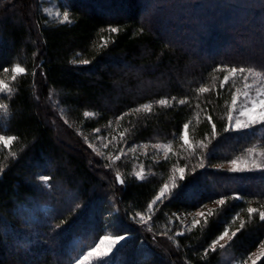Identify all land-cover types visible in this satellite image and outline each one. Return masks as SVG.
I'll use <instances>...</instances> for the list:
<instances>
[{"label":"trees","instance_id":"trees-1","mask_svg":"<svg viewBox=\"0 0 264 264\" xmlns=\"http://www.w3.org/2000/svg\"><path fill=\"white\" fill-rule=\"evenodd\" d=\"M54 1L71 23L46 19L41 5L47 0H0V69L19 63L27 70L16 81L11 71H0L13 90L0 96L9 105L6 115L0 113V134L17 137L10 146L14 157L0 146V264H75L98 236L117 229L131 238L113 253L112 264H233L255 252L264 242V221L256 213L249 219L247 208L264 211V171L215 167L264 147V127L224 131L239 87L230 78L221 88L227 71L214 70L264 71V0ZM110 27L119 31L109 33ZM36 82L42 101L52 93L64 109L77 148L60 140ZM201 86L212 90L198 93ZM173 96L188 103L157 104ZM145 103L153 104L151 113L132 111ZM208 115L216 124L210 142ZM186 122L190 141L208 144L196 149L205 157L203 168L194 167L198 161L177 139ZM115 125L128 146L167 142L175 154L144 180L125 162L106 167L76 129L91 133ZM185 165L184 179L148 223L132 220L146 212L173 167ZM41 175L52 178L48 186ZM237 194L240 200L228 198ZM221 198L223 205L214 203ZM203 205L215 214L183 228L179 220ZM241 222L244 228L227 245L210 250L226 228L234 232Z\"/></svg>","mask_w":264,"mask_h":264},{"label":"snow or ice","instance_id":"snow-or-ice-1","mask_svg":"<svg viewBox=\"0 0 264 264\" xmlns=\"http://www.w3.org/2000/svg\"><path fill=\"white\" fill-rule=\"evenodd\" d=\"M55 17L58 18V22L63 24L65 22L71 23L70 15L68 11H64L61 17V13L59 11L55 12ZM109 33H117L119 31L116 27H110L107 29ZM107 43L106 41L104 42ZM81 63L88 64V60H82ZM227 71V74L223 77V80L221 81L220 87L223 88L224 85L228 84L230 78L231 79H240L243 82V89L241 88H235V90L232 92L231 97V103L228 106V112L226 116L227 123L224 127L225 132L234 131L238 132L244 129H251L256 127L257 125H264V71L258 70L254 67H245V66H232L230 68H227L226 66L217 67L214 71ZM3 73H8L11 71V80L16 81L17 77L20 75H27V70L25 67H22L19 63H16L13 67L10 69L8 67H4L0 69ZM32 75H35L33 72ZM251 78V82L250 81ZM214 87V86H213ZM209 87L201 86L197 89L198 93H207L211 91ZM12 88L9 86V84L5 83L4 80H0V93H7L10 97L12 93ZM254 93V94H253ZM188 103L187 98L183 99H177V97H164L157 101V104L160 106H173L175 105H184ZM239 103V107H237ZM153 104L152 103H145L142 106H138L132 111L135 112H141L145 111L148 113H151ZM9 112V105L7 103H4L3 100H0V113L7 114ZM93 113L90 111H86L84 113V116H92ZM125 114H121L117 119L123 120ZM207 120L209 124L211 125V136L206 137L205 139L210 142L211 139H214L216 136V124L212 123V117L211 115H208ZM197 119L199 117L197 116ZM2 128V126H0ZM189 122H186L182 125L181 129V135L177 137V139L183 141V146H187L189 157H195L198 163L194 165V167H201L203 168L205 166L204 160L205 157L198 155L196 148L197 146L203 150L208 147V144L205 143V140H200L198 142L192 143L189 141ZM96 132H99V129L95 130ZM17 139L16 136L6 135V134H0V145H3L4 148H7L9 150V154L13 157L15 156V153L11 151L10 146L13 144V142ZM100 139H105L104 137H100ZM121 139H123V134H121ZM106 146V145H105ZM89 147H92L90 144ZM154 147L156 149H166L171 150V144H155ZM2 150V149H0ZM95 151V149H94ZM131 152L136 151V146H133L129 149ZM99 154V153H98ZM125 154L124 149H120V152L115 156V160H119L121 158V155ZM147 156L148 154L145 153ZM165 158H167L165 153ZM114 162V161H113ZM232 172H244V171H264V148H257L252 147L247 149V154L245 156L237 157L233 159L231 162ZM106 167H110V165H105ZM179 167L178 169L174 166L173 167V173L176 171H179L180 173V179H184V172L185 168ZM2 171V170H0ZM137 177L141 180L145 177L144 169L141 167L140 171L136 173ZM39 181L42 182L44 186H48L49 181L52 179L48 175H41L38 177ZM116 179L117 182L120 184L124 183L123 178L121 177L119 171L116 173ZM171 186H176V177L173 175L171 177ZM170 185L169 183H165L163 187L160 189L159 193L155 196V198L151 201V203L148 205L147 210L144 214H141L137 212L134 216L131 217L132 220L141 222L144 224L148 223V220L151 219V213L153 212L154 206L157 205V202H163L164 198L166 197L168 193ZM231 199L240 200L242 197L237 194L235 196L228 197ZM214 203L218 205H223L225 203V198L217 199L214 201ZM207 205L201 206V210L197 211L195 213V216L204 218V222L207 223V217L211 216L214 213L212 209H209L207 212L203 210V208H206ZM247 213L249 215V219H251L252 214L256 213L259 216V219L261 221H264V211H259L257 208L248 207ZM235 219H239V216L237 215L233 223L235 222ZM200 224V220L193 219L192 221V227H195L196 225ZM245 222H241L239 225V228H237L236 231L232 232V236L235 237L237 232L244 228ZM191 230L190 228L188 229ZM228 230L227 228L223 231L221 235H219L218 238H216L210 245V250H215V247L217 244H220V241L224 240L226 236H228ZM176 235H183V231L177 232ZM129 239V235L125 234L124 232L117 229L115 233H106L102 236H98L97 241L94 242L86 251H84L75 261V264H112V261L114 260L113 253H118L125 245L127 240ZM124 242V243H122ZM119 246V247H118ZM179 246V245H177ZM221 247H224L221 245ZM206 250L203 255H207ZM262 258H264V242H261L259 244V249L257 252H253L249 254L247 257H245L242 261L239 262V264H258V261H260Z\"/></svg>","mask_w":264,"mask_h":264},{"label":"rangeland","instance_id":"rangeland-1","mask_svg":"<svg viewBox=\"0 0 264 264\" xmlns=\"http://www.w3.org/2000/svg\"><path fill=\"white\" fill-rule=\"evenodd\" d=\"M56 5L57 4L55 3L54 0H47L46 4L41 5L43 15L44 17H46V19L50 21L52 20L54 22H58V18L55 17V12L57 11L61 13V17H62L63 11L60 9L59 6H56ZM234 80L237 81L238 87L243 89L242 80L240 79H234ZM249 82H251V78ZM5 83L9 84V86L11 85V83L8 81H5ZM38 86L39 84L38 82H36L35 84L36 92L35 93H37V96L39 98L38 100L43 103L42 105L50 109V113L53 118V124L55 125L56 131H57V134L60 140H62L64 143H66L68 146L72 148H77V145H76L77 143L75 142V140H73V137L70 135V131H72V129L70 128L71 123H69L66 116H64L65 115L64 109L58 104V101L54 99V95L52 93L49 94V96L42 101ZM2 95H8V94L0 93V96ZM237 107H239V103ZM256 127H264V125H257ZM118 129L119 127L115 125L114 127L111 126L108 128L100 129L99 132L93 131L91 133H84L82 132L80 128V129H76L78 131L76 132V134L79 136L80 140H82L83 143H85V146L89 149L90 153L94 157H97L101 162L104 161L108 163V165L110 166L111 165L113 166L118 161H121L123 163L125 162V164L129 166L128 168H131L132 170L131 174L135 176L136 178H138L136 173L140 171L141 167L144 169V172H145L144 179H145L147 175H150L151 173L154 174V171L156 168L155 166L158 165L161 162V160L169 159L175 154V150L174 148H172L173 147L172 145H171V150L156 149L154 147L155 144H162V145L170 144L167 142L134 144V145L128 146L125 143H123V140L121 139V133L119 132ZM100 137H104L105 139H100ZM90 144L92 145V147H89ZM133 146H136V151L134 153L129 151V149ZM120 149H124L125 154L121 155V158L119 160H115V156L120 152ZM145 153H147L148 155L146 156ZM165 153H166L167 158H165ZM246 154L247 152L242 156H245ZM122 168L124 171H127L128 169L125 167H122ZM178 168L179 167H177V169ZM215 168L218 170H222V171L232 172L231 171L232 165L230 162L224 163L222 165H218ZM171 172H172V176L175 175L176 177V186L175 187L171 186V178L167 181L170 187L168 189V193L166 197L164 198V200L169 198V196H171L175 192V189L178 183L181 181V179L179 178L180 177L179 171H176L175 173H173V170H172ZM184 176H185V172H184ZM158 203L159 202H157V204ZM213 208H214L213 206H209L203 210L207 212L209 209H213ZM194 218L197 220L202 219V217L195 216V213H194L188 216H184L179 221H181L182 227L187 229L188 227L192 226V221ZM228 233H229L228 236H226L224 240L220 241V244H217L215 248H219V247L221 248V245L225 246L231 241V239L233 238L232 232L228 231ZM130 238L131 236L129 235V239ZM258 249L255 252H257ZM224 261L225 259L223 260V263ZM239 262L240 261H232L233 264H239Z\"/></svg>","mask_w":264,"mask_h":264}]
</instances>
